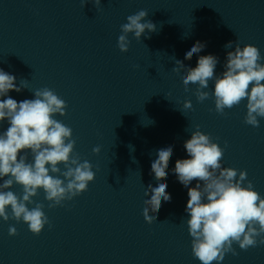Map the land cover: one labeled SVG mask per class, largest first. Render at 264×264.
Here are the masks:
<instances>
[{
	"label": "water",
	"instance_id": "water-1",
	"mask_svg": "<svg viewBox=\"0 0 264 264\" xmlns=\"http://www.w3.org/2000/svg\"><path fill=\"white\" fill-rule=\"evenodd\" d=\"M141 9L157 29L139 40L129 33L122 52L120 26ZM196 41L205 45L200 55L219 58L216 75L224 71L229 41L255 44L264 57V0H101L98 9L84 0H0V68L24 88L9 95L20 101L34 99L36 89H53L67 102L65 114L54 118L72 128L73 155L95 172L86 191L53 208L38 190L32 200L45 205L52 225L39 235L23 220L0 217V264H201L186 223L188 189L173 172L177 159L188 158L184 142L196 125L224 148L222 166L246 170L264 196V117L259 127L245 123L246 98L226 115L217 113L214 80L205 89L209 98L199 102L196 86L185 91L184 70L173 71L175 59L196 66L197 55L184 59ZM186 100L193 110L184 109ZM7 127L0 123V132ZM169 144L172 199L148 223L145 191L159 183L151 162ZM8 190L23 195L18 183ZM10 226L17 235H9ZM233 248L235 254L212 264H264V244L243 250L234 242Z\"/></svg>",
	"mask_w": 264,
	"mask_h": 264
},
{
	"label": "clouds",
	"instance_id": "clouds-1",
	"mask_svg": "<svg viewBox=\"0 0 264 264\" xmlns=\"http://www.w3.org/2000/svg\"><path fill=\"white\" fill-rule=\"evenodd\" d=\"M88 2L96 9L101 5V0H84V6ZM147 16L148 12L141 9L128 15L127 22L120 26L118 47L122 52L129 49V33L139 40L156 31V24L146 19ZM204 47L196 41L185 53V60H191L194 54L198 56L195 67L175 59L173 71L184 70L185 91L196 86L197 100L203 102L210 96L205 89L209 81L214 80L211 95L215 111L226 115V108L231 109L246 98L244 121L259 127L258 117H264V63H261L264 57L259 48L252 43L241 47L238 41L227 42L225 48L230 50L226 53L224 71L216 75L219 58L214 54L200 55ZM16 79L15 75L0 68V123L7 121L9 125L0 132V217L5 221L23 220L32 233L39 235L45 225L49 228L52 225L43 210L45 205L32 200L38 190H44L45 199L50 202L48 207L53 208L86 191L95 172L88 160L81 162L79 154L73 155L76 140L72 128L54 118V114H65L67 102L48 87L36 89L34 99L17 101L9 95L12 90L24 89L17 85ZM184 109L193 110L190 100L184 102ZM184 148L188 158L177 159L173 172L188 189L185 212L193 256L201 264H212L222 261L228 252L235 254L234 242L243 250L257 243L264 244V196L254 189L251 180H247V171L222 166L224 148L211 134L201 131L199 125L184 142ZM93 152L99 153L100 146L94 147ZM172 156L173 146L169 144L158 149L157 158L151 162V173L159 183L155 187L149 184L145 191V196L150 195L143 209L148 223L157 219L162 202H171L166 180ZM61 163L63 169L59 167ZM194 180L195 186H190ZM14 183L22 185V197L8 190ZM29 204L35 206L29 208ZM17 234L16 227L10 226L9 235Z\"/></svg>",
	"mask_w": 264,
	"mask_h": 264
}]
</instances>
